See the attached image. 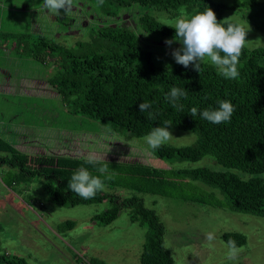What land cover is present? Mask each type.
<instances>
[{
	"label": "rangeland",
	"instance_id": "obj_1",
	"mask_svg": "<svg viewBox=\"0 0 264 264\" xmlns=\"http://www.w3.org/2000/svg\"><path fill=\"white\" fill-rule=\"evenodd\" d=\"M241 1L207 0L206 5L235 24L242 45L264 47L259 17ZM111 9L99 0H0V154L20 157L27 167L88 178L102 193L139 197L164 227L163 245L172 264H264V216L233 211L217 188L175 172L205 166L264 181V171L224 167L210 155L162 160L154 146L192 145L197 134L167 127L136 137L120 126L71 115L47 81L55 65L29 56L39 34L65 47L76 41L91 45L89 34L97 28L125 24L158 66L205 62L231 75L239 65L218 61L210 42L150 33L137 22L145 12L177 26L190 18L186 11L133 3L114 8L115 16L104 13ZM16 170L0 166V252L26 264H88L90 258L93 264H139L146 229L130 221L128 208L119 209L108 224H98L91 216L108 201L54 205L39 179L22 181ZM66 220L74 224L67 227ZM224 232H239L245 241L229 245L220 238Z\"/></svg>",
	"mask_w": 264,
	"mask_h": 264
},
{
	"label": "trees",
	"instance_id": "obj_2",
	"mask_svg": "<svg viewBox=\"0 0 264 264\" xmlns=\"http://www.w3.org/2000/svg\"><path fill=\"white\" fill-rule=\"evenodd\" d=\"M99 1L113 9L136 3L172 13L186 11L190 18L177 26L162 23L145 12L137 22L150 33L210 42L218 61L239 65L231 75L205 62L158 66L151 52L142 48L131 26L125 24L97 28L89 34L91 45L76 41L65 47L39 34L29 48V56L55 65L47 81L67 112L120 126L136 137L167 127L190 130L197 134L194 144H157L153 153L162 160L189 161L210 155L224 167L263 172L264 47L242 45L235 24L222 20L217 9H208L207 0ZM241 3L253 8L251 15L259 17L256 24L264 28V2ZM181 6L184 7L177 10ZM113 9L104 13L115 16ZM3 165L16 168L14 175L22 181L39 179L54 205L72 207L108 201V207L91 216V221L98 224H108L119 209L128 208L130 221L146 229L139 264H172L163 245L164 227L155 211L144 206L139 197L102 193L88 178L27 167L15 155L0 154V166ZM175 172L217 188L233 211L264 216V181L258 177L241 179L230 171L205 166ZM10 181L15 183L14 178ZM64 224L70 227L74 222L66 220ZM220 238L233 246L245 241L239 232H224ZM0 263L26 264L23 258L4 252H0ZM88 264H93V259Z\"/></svg>",
	"mask_w": 264,
	"mask_h": 264
}]
</instances>
